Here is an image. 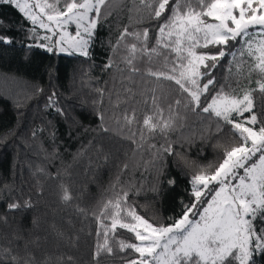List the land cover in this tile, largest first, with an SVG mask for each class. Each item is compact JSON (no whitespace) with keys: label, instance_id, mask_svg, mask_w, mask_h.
<instances>
[{"label":"trees","instance_id":"obj_1","mask_svg":"<svg viewBox=\"0 0 264 264\" xmlns=\"http://www.w3.org/2000/svg\"><path fill=\"white\" fill-rule=\"evenodd\" d=\"M47 2L62 9L66 0ZM146 2L106 0L83 56L57 53L55 36L0 0V36L11 38L0 42V264H12V256L20 264H129L139 253L121 243L137 244L135 233L111 230L112 209L104 206L121 200L124 223L135 222L128 215L134 211L153 225L171 224L193 199L192 176L218 165L224 149L237 142L230 125L186 107V94L174 81L148 74L168 72L176 54L158 48L159 55H149L170 9L156 20ZM145 28L149 37L141 51L142 42L131 34ZM258 28L250 27L247 39L260 36ZM221 47L226 55L211 72L210 93L250 92L259 116L262 77L253 70L246 40ZM159 109L172 126L149 132L143 120L151 115L158 121ZM133 114L134 122L126 123ZM169 145L171 154L163 151ZM11 203L20 207L9 210ZM255 225L262 226L259 219ZM251 264H264V253H255Z\"/></svg>","mask_w":264,"mask_h":264},{"label":"snow or ice","instance_id":"obj_2","mask_svg":"<svg viewBox=\"0 0 264 264\" xmlns=\"http://www.w3.org/2000/svg\"><path fill=\"white\" fill-rule=\"evenodd\" d=\"M3 2L14 5L33 25L39 24L53 36L58 35L56 44L60 52H78L88 56L89 42L106 0H66L62 9L47 0L43 3L36 0L34 4L29 0ZM146 6L151 9V18L156 20L170 9V14L159 26L157 47L148 49L149 55H159L158 48L176 54V63L168 72L150 71L148 74L157 80L174 81L186 94V107L192 111L199 109L230 125L237 142L224 149V158L218 165L201 168L192 176L193 199L183 206L180 217L173 223L156 226L134 211L128 215L136 223H124L121 220L122 202L117 199L104 206L105 211L109 207L112 209L110 228L120 227L135 233L139 244L121 243L122 249L127 247L139 253V258L129 264H251L255 253H264V112L258 116L252 111L254 105L250 92L236 96L221 89L211 94L210 86H215L212 70L226 55L221 46L241 38L246 40L248 55L256 61L253 70H258L262 77L257 84L260 92L264 93V0H195V3L193 0H175L174 3L170 0H147ZM33 9H39V13ZM208 18L214 22H209ZM70 23L76 25L74 36L66 31V25ZM254 26H259L260 38L247 39L249 28ZM125 35H128L127 29L121 38ZM131 35L142 42L140 50H146L149 30L145 28L142 33ZM44 39L51 40V36ZM0 42L11 43V38L0 36ZM210 46L217 47L218 51H197ZM52 50V47L48 48L49 52ZM136 51L137 45L132 44L130 53ZM127 64L133 72L136 71L131 56ZM201 68L205 71L202 72ZM206 76L209 78L202 84L201 80ZM202 97L206 104H202ZM155 102L154 96V105ZM180 103V100L176 101L177 105ZM246 112L250 115L243 121L236 119L244 117ZM162 113L163 109H159L156 122L153 116H146L143 126L149 132H166L172 126V118L164 119ZM124 119L131 124L135 116H125ZM218 130L222 129L218 126ZM163 151L171 154V146L163 148ZM241 169L243 175L239 174ZM123 195L126 198L127 193ZM63 199L70 197L65 194ZM26 206L30 205L26 203ZM19 207L18 203L8 205L9 210ZM257 219L262 225L259 229L255 225ZM107 251L111 252V248ZM11 261L12 264H20L15 256ZM23 264L30 262L25 259Z\"/></svg>","mask_w":264,"mask_h":264},{"label":"rangeland","instance_id":"obj_3","mask_svg":"<svg viewBox=\"0 0 264 264\" xmlns=\"http://www.w3.org/2000/svg\"><path fill=\"white\" fill-rule=\"evenodd\" d=\"M41 3H43L42 1H40ZM29 3H31V4H34V3H36V0H29ZM35 12H37V13H39V9H33ZM47 11V10H46ZM45 22H47L46 21V18H45ZM209 22H214V21H209ZM36 26H38L39 27V24H37ZM66 31L68 32V33H70L71 35H75V33H76V25L74 24V23H70V24H68V25H66ZM42 29H44V28H42ZM258 30L261 32V30H260V28H258ZM57 31H59V30H57ZM50 34H52V33H50ZM260 38V36H258V35H256V36H253L251 39H259ZM59 39V36L58 35H56L55 36V41H54V48H55V51L57 52V53H61V54H69V52H60L59 51V45H57L56 44V41ZM73 53V52H72ZM75 53H78V52H75ZM80 54V53H79ZM249 116V114L248 115H246V114H244V117H241L240 118V121H243V119L245 118V117H248ZM257 155H259V154H257ZM256 159V157H254L253 158V160H255ZM249 163H251V161L249 162ZM239 171V174L240 175H243V170L241 169V170H238ZM233 183H236V181H233ZM198 218V217H197ZM134 223H136V222H134ZM137 244H139V241H138V243Z\"/></svg>","mask_w":264,"mask_h":264}]
</instances>
